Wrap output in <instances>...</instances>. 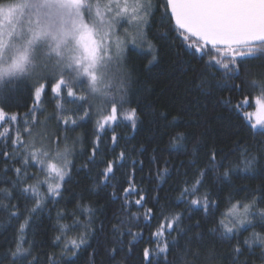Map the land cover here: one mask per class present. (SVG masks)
Returning a JSON list of instances; mask_svg holds the SVG:
<instances>
[{"label": "trees", "instance_id": "obj_1", "mask_svg": "<svg viewBox=\"0 0 264 264\" xmlns=\"http://www.w3.org/2000/svg\"><path fill=\"white\" fill-rule=\"evenodd\" d=\"M16 0H0V7ZM154 15H151L145 28L147 41H151L154 48L155 60L152 54L147 53V43L140 48L129 50L121 62L120 70L126 73L125 103L122 111L136 110V126L121 121L115 128V134L120 138L114 146L111 141L112 130L102 134L100 152L96 157L97 165L85 167L89 155H91L93 141L96 137L95 117L82 123L74 131L69 132L70 138L78 137L75 145V154L70 157L73 166L70 169L62 194L57 202L46 201L43 209L31 218L30 227L26 232L27 243L24 247L30 248L31 255L28 260L38 257L37 264H48V256L56 254L57 264H68L69 260L74 264H143L142 252L144 247H155L149 244V236L155 230L157 221L153 219L150 228L144 227L149 223L143 219V213L148 207H153L152 197L159 196V203L155 205L159 209L165 204H172L169 212H182L184 219L177 231L168 237L169 241L175 239L178 246L173 247L167 255L156 257L160 264H176V257L182 254L184 249H191L193 253L199 252L200 258L193 261L188 256L190 264H264V247L254 243L251 247L241 243L242 255L235 257L233 249L237 239L243 241L252 232H261L259 227L249 228L243 231L236 239L222 241L218 235H213L210 229L213 221L206 218L202 210H185L183 204L174 206L178 192L175 190L185 180L191 183L194 179L195 169L189 166L192 159L190 153L194 142L201 144V153L198 157L197 167H203L206 157L205 152L215 148L221 153L228 152L237 141L256 146L257 142L264 141V136L253 132L246 127L243 119L244 112L255 113L257 110L256 99L264 98V53L257 52L255 59L245 60L241 63L238 74L228 73L218 66L206 67L209 56L200 54L193 56L194 48L188 47L194 44V40L185 41L177 38V33L169 24L168 17L163 15L160 7L161 0H152ZM43 8L38 7L41 13ZM13 23L12 20L8 21ZM14 26H9L8 36L0 46V63L10 64L13 55L27 50L28 71L24 76L15 79L5 78L0 82V107H3L9 115L17 114L21 124L27 116L30 108L34 106L33 88L37 85L35 75L37 72L46 70L59 73L61 68L69 63L70 56L52 45H47L39 34L29 33L27 29L19 28L18 32ZM27 26V25H26ZM30 29V25L27 26ZM125 29H120L123 36ZM34 35V36H33ZM29 44V45H28ZM62 50V51H61ZM73 72H66L65 77L72 79ZM203 81V83H202ZM199 85V87H198ZM247 104L237 109L238 104ZM56 100L50 90L42 96V103L38 106L42 109L39 119L44 120L47 116L53 118L48 121L49 131H55V108ZM252 123H255L253 117ZM0 124V131L9 127L5 122ZM182 132L186 136L183 144L173 143L176 133ZM63 136V133H60ZM9 145L4 148V144ZM71 143V140L69 141ZM10 140L0 138V149L11 150ZM63 147V144H61ZM115 147V151L112 149ZM264 149V145L261 146ZM121 151L127 154L125 161L127 167L117 172V179L125 176H134L135 185L142 189L148 196V202L143 208L135 205L137 195H132L130 212H139V220H129L130 213L121 210V199H114L112 187H102L99 184L98 173L103 170L109 160L115 159ZM189 154H185V152ZM257 155V162L251 171L239 172L231 175L228 179L222 176L223 168L219 174L209 173L205 177L201 191H209L213 198L220 199L221 210L224 202L230 194L235 199L245 196L247 190L257 196L264 194V150ZM155 158V162H153ZM235 160L236 157H229ZM103 160V163L100 161ZM135 162V169L132 165ZM141 162H143L141 164ZM165 165L168 174L164 180L158 181L156 173L163 170ZM19 165L8 162L7 167ZM6 165L0 156V188L10 187V180L14 173H4ZM35 169H29L34 172ZM188 175L185 176L184 173ZM31 183V181H29ZM115 183V181H113ZM159 185V186H158ZM20 187H23L21 185ZM128 187L127 182L119 185L117 197L123 193V188ZM4 203H8L7 200ZM12 204H17L20 209L18 220H9L8 213L0 209V256H10V250L15 249L17 229L24 221L28 213L26 208H31L34 201L26 200L19 191L13 192ZM78 205H87L93 209V223L89 225L94 232L89 235L88 243L79 253L73 257L71 253L61 255V247H57L53 241L58 234L56 231L58 223H71L70 217L58 222V213H72L77 210ZM264 207V201L261 202ZM117 217L124 220L125 230L131 228L132 232L142 233L139 243L133 241V247L129 241L132 236L125 235L123 243L117 244L115 237L111 234L112 225L117 222ZM85 220L84 215L79 217ZM199 224V226H197ZM183 229L186 235H181ZM78 231H83L79 229ZM73 232L70 235H76ZM197 237H202L197 239ZM189 241L191 243H189ZM113 247H122L123 251L116 255L115 261H111L105 255ZM95 254V255H94ZM28 260L24 264H28ZM0 264H9L8 259L0 260Z\"/></svg>", "mask_w": 264, "mask_h": 264}, {"label": "snow or ice", "instance_id": "obj_2", "mask_svg": "<svg viewBox=\"0 0 264 264\" xmlns=\"http://www.w3.org/2000/svg\"><path fill=\"white\" fill-rule=\"evenodd\" d=\"M63 7L68 9L71 27L63 34L61 42L73 40L75 55L70 57L69 63L61 68L59 73L46 70L36 73L38 86L33 88L35 103L27 113L30 119H25L23 124L17 114L9 115L0 107V121L9 125L4 131H0V138L11 142V150L0 149V156L6 165L5 175L8 172L14 173L10 187L0 188V209L8 213L9 220L19 219V206L11 203L13 192L18 188L26 200L34 201L30 209H25L28 215L17 229L15 249L10 250V256H0V260L8 259L9 264H24V261L28 260L31 250L26 249L24 244L27 243L26 232L32 216L43 209L46 201L57 202V198L62 194L73 166L70 157L75 154V145L79 140L78 137L70 138L68 133L95 117L96 137L91 155L84 165L87 167L97 165L96 157L100 152L104 132L113 131L111 141L115 146L120 139L115 134V128L121 121L131 123L135 128L136 110L122 111L127 85L126 73L120 70V65L129 45L134 50L146 42L147 53L152 54L153 60L156 58L153 45L151 41H147L145 34L149 17L154 15L152 0H74ZM160 7L163 9V15L168 17L171 30L177 33V38L194 40V44L188 45L194 48L192 55L199 53L200 59H203L204 55L209 56L206 64L208 68L218 66L225 72L238 74L243 61L257 58V52L264 53V0H161ZM122 27L125 28L123 36L120 35ZM28 63L27 50L18 53L10 64L0 63V82L5 78L10 80L24 76L28 71ZM73 71L72 79H67L65 73ZM49 87L53 99L56 100L55 131H49L48 128V121L52 116H47L44 120L39 119L42 109L38 105L42 103V96ZM246 104L247 100L236 107L239 109ZM256 104V112H244L243 119L246 127L253 130L254 134L264 136V98H257ZM253 117L255 123H252ZM0 127L3 125L0 124ZM61 132L63 136L60 135ZM186 139L184 133L178 132L173 137V143L183 144ZM262 145L264 141H259L253 146L241 140L225 153L213 148L204 153V166L197 167L202 146L199 141L194 142L190 153L192 159L189 161V166L195 169L194 179L191 183L185 180L175 189L179 194L174 206L183 204L189 212L202 210L204 216L213 221L210 232L218 235L222 241L236 239L249 228L259 227L262 230L252 232L242 242L237 239L233 249L236 258L243 254L241 243L249 247L258 243L264 247V207L260 206L264 201V194L257 196L244 190L246 194L241 199H235L230 194L221 210L219 197L213 198L211 192L201 191V188L205 177L209 173L219 174L221 168L224 169V179L239 172L251 171L257 162V155H253V152L258 154L264 150ZM8 147L5 143L4 148ZM112 151H115V147ZM185 154L189 153L186 151ZM233 156L236 159L230 160L229 157ZM126 159L127 154L121 151L115 159L109 160L98 173L99 184L114 189V199L122 200L121 210L130 213L127 218L135 221L140 219L141 214L138 211L130 212L132 201L129 197L137 195L135 205L143 208L148 202V196L135 185L134 176L122 174V178L117 179V172L127 167ZM9 161L19 166L7 167ZM100 163H103V160ZM132 167L135 169V162ZM32 168L35 171L30 173L29 169ZM167 174L165 165L163 170L158 169L156 179L164 180ZM184 175L187 176L188 173L185 172ZM123 182H127L128 187H124L122 195L117 197L119 185ZM21 185L23 187H20ZM5 200L8 203H4ZM159 200V196L152 197L153 207L146 208L143 213V219L149 222L144 227L150 228L153 219L157 221L148 241L155 247L143 248V264H160L156 257L161 254L166 256L173 247L178 246L175 239L169 241L168 237L177 231L184 219L183 213H170L172 204H165L156 209L155 205ZM93 214V209L87 205H78L77 210L72 213H58V222L68 217L71 219V223H58L56 228L58 234L53 243L57 247L62 246V256L71 253L75 257L87 245L89 235L94 232V229L89 227L93 223ZM80 215L86 217L84 221H81ZM114 219H117V222L112 225L111 234L117 238V244L123 243L125 235L132 236L129 243L133 247V241L139 243L142 233L132 232L131 228L125 230L124 220L117 217ZM81 228L83 231H78ZM73 232L77 234L70 235ZM180 234L186 235V232L181 229ZM121 251L122 247H113L105 255L109 260L115 261L116 255ZM189 255L193 261L200 258L199 252L193 253L190 248L184 249L182 254L177 255L176 264H190ZM37 261L38 257H33L28 260V264H37ZM48 264H57L55 253L48 256ZM68 264H74V261L69 260ZM164 264H167L166 260ZM232 264H236V259H233Z\"/></svg>", "mask_w": 264, "mask_h": 264}, {"label": "rangeland", "instance_id": "obj_3", "mask_svg": "<svg viewBox=\"0 0 264 264\" xmlns=\"http://www.w3.org/2000/svg\"><path fill=\"white\" fill-rule=\"evenodd\" d=\"M72 2L74 0H16L0 7V46L8 36L9 26L13 27L17 21L15 28L18 32L23 33L19 28L21 26L23 29L29 30V33L39 34L47 45L54 46L58 52L62 49L64 50H61L62 52L72 57L75 55V42L71 39L61 42L63 34L71 27L68 9L63 5ZM38 7L43 8L41 13L37 12ZM10 20L13 23L8 24ZM26 25H30V29ZM17 55L14 54L12 57Z\"/></svg>", "mask_w": 264, "mask_h": 264}]
</instances>
